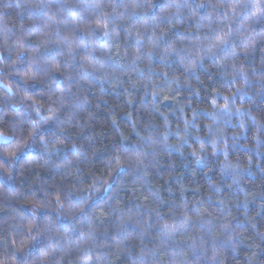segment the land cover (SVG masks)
Returning <instances> with one entry per match:
<instances>
[{
  "label": "clouds",
  "instance_id": "obj_1",
  "mask_svg": "<svg viewBox=\"0 0 264 264\" xmlns=\"http://www.w3.org/2000/svg\"><path fill=\"white\" fill-rule=\"evenodd\" d=\"M0 264H264V0H0Z\"/></svg>",
  "mask_w": 264,
  "mask_h": 264
}]
</instances>
